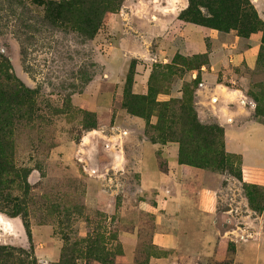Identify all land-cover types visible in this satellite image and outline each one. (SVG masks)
I'll return each instance as SVG.
<instances>
[{
	"label": "rangeland",
	"instance_id": "rangeland-1",
	"mask_svg": "<svg viewBox=\"0 0 264 264\" xmlns=\"http://www.w3.org/2000/svg\"><path fill=\"white\" fill-rule=\"evenodd\" d=\"M64 1L0 0V253L5 250L12 255L8 260L0 257V264H61L66 250L69 254L75 249L76 258L89 248L95 250L97 234L104 238L106 251L113 254L112 262L122 254L117 226L107 222L103 213L85 208L86 182L83 162L79 160V155L91 148L89 137H96L97 130L96 114L85 109L84 103L100 104L107 89V73H117L121 66H126L127 72L115 93L121 109L126 98L146 96L149 88L157 93L158 102L175 105L176 109L187 102L185 117L189 121L194 118L202 126L219 129L213 132V146L207 151L199 150L198 154H224L222 128L201 122L196 109L197 97L210 102L207 107L212 109L216 104L215 99L198 93L202 88L199 73L208 64L206 56H176L165 63L149 57L128 61L123 54L118 60L119 51H132L135 46L132 41L126 47L125 41L142 31L141 25L126 15L130 8L124 7L133 6L136 0H88L86 6L75 7L68 14L54 9ZM251 5L260 24L256 32L261 34L257 63L253 69L240 63L234 71L238 87L256 111L257 106L264 110V98L259 99L264 91V6L259 12ZM123 11L127 13L124 15ZM127 26L129 35L123 30ZM143 32L148 35V31ZM230 32L239 37L237 32ZM137 46L140 49L142 44ZM246 46L244 41L241 48ZM146 48L153 57V42ZM4 73L14 81L6 83ZM191 73L195 78H189ZM137 76L141 77L140 82ZM146 80L147 92L142 93L139 86ZM2 90L15 97L18 106L7 105ZM175 116L177 122L179 111ZM259 120L264 122V115ZM156 123L152 116L145 129L147 139L153 137ZM102 139H97L100 149ZM168 144L179 150L177 143ZM235 162L234 159L232 167L238 172L239 164ZM225 175L231 176L229 172ZM237 187L245 197L247 193L252 195L253 212L263 206V189ZM144 217V229H151L150 218ZM85 231L87 236L83 239L79 233ZM148 234L141 239L137 264H151L153 258L166 257L167 253L151 246ZM58 248L60 256L53 260L52 253ZM95 263L99 262H76ZM185 263L215 262L205 259Z\"/></svg>",
	"mask_w": 264,
	"mask_h": 264
},
{
	"label": "crops",
	"instance_id": "crops-1",
	"mask_svg": "<svg viewBox=\"0 0 264 264\" xmlns=\"http://www.w3.org/2000/svg\"><path fill=\"white\" fill-rule=\"evenodd\" d=\"M250 1L258 11L264 6L263 0ZM136 2L124 6L130 10L123 14L134 18L142 31L125 41L126 47L132 41L135 46L132 51H119L118 60L123 54L128 61L149 57L165 63L176 56H206L208 64L199 73L202 88L198 93L215 99L216 104L212 109L207 107L210 102L197 97L196 109L201 122L222 128L225 153L240 158L241 181L180 164L176 146L151 143L145 136L146 122L126 114L115 97L127 74L126 66H121L117 73H107V89L100 104L84 103L97 118L96 137H89L91 148L79 155L86 182L85 208L103 213L107 222L117 226L122 250L117 264H137L141 239L148 233L151 246L167 253L153 258L151 264H190L185 262L205 259L224 263L229 260L231 245L235 248L232 264H264V204L256 214L237 187L264 189V122L255 118V106L249 105L238 87L234 71L240 63L250 69L256 66L261 34L244 40L232 32L187 23L180 15L188 0ZM128 26L123 30L129 35ZM150 41L153 57L146 48ZM244 41L247 46L242 49ZM138 44H142L140 49ZM137 78L140 82L141 77ZM147 82L139 86L142 93L147 92ZM234 82L235 86L229 85ZM98 138H103L101 149ZM145 215L151 229H144ZM79 236L85 239L87 231ZM52 254L57 260L59 248Z\"/></svg>",
	"mask_w": 264,
	"mask_h": 264
},
{
	"label": "trees",
	"instance_id": "trees-1",
	"mask_svg": "<svg viewBox=\"0 0 264 264\" xmlns=\"http://www.w3.org/2000/svg\"><path fill=\"white\" fill-rule=\"evenodd\" d=\"M87 1L65 0L64 2L58 3L54 9L60 13L68 14L75 7L86 6ZM188 2V8L180 15V19L187 23L210 28L222 33L235 31L239 37L245 39L255 34L260 27L259 22H257L258 17L249 0H188ZM262 43L264 45V37ZM4 81L6 83H12L14 80L8 74L4 76ZM2 92L4 93L5 99V95L7 96V105L14 104L18 106L15 97L6 94L3 90ZM260 97L264 98V91L260 94L259 99ZM255 102L258 104L256 97ZM122 106L130 115L143 119L146 122V127L149 126V119L152 116L156 118L157 123L153 125V137H149V141L153 144L161 145L177 143L179 145L178 161L180 164L221 174L229 172L232 177L241 181V161L238 156L226 154L225 151L224 154L214 152L210 157L208 155L201 157L198 154L199 150L207 151L213 146L210 142L213 137V132L219 129L217 127L202 126L193 120L194 118H190L192 120L189 121L185 117L187 102L176 109L175 105L158 102L157 93L154 90L152 93L151 88H149L146 96L126 98ZM177 111H179V120L177 118L176 122L174 119L176 118ZM152 112L153 114H151ZM261 115H264V110L257 106L255 118H260ZM221 133L223 139V130H221ZM234 159L237 165L239 164L238 172L234 171L232 167V161ZM243 187L258 189L255 186L243 185ZM246 198L249 201V205H251L253 201L252 195L247 193ZM262 209L263 206L254 209V212L259 214ZM110 239L116 241L115 237ZM95 240L98 242L97 248L95 250L89 248L84 253L80 252V257L78 258L74 256V254L78 255L75 249H72L69 254L66 250L61 257V264H76L79 259H83L86 263L92 259V261L101 264H115L112 262L113 254L108 253L105 249L106 243L104 238L100 234H97ZM234 254L235 248L231 245L229 247V260L224 263L215 262L213 264H232L231 258ZM0 257H2L1 260H8L12 255L2 250Z\"/></svg>",
	"mask_w": 264,
	"mask_h": 264
}]
</instances>
